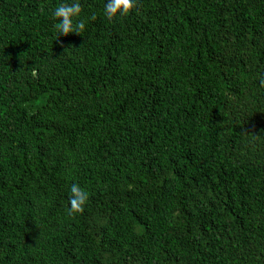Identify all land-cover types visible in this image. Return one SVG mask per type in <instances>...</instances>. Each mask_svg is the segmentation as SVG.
Wrapping results in <instances>:
<instances>
[{
    "label": "trees",
    "instance_id": "trees-1",
    "mask_svg": "<svg viewBox=\"0 0 264 264\" xmlns=\"http://www.w3.org/2000/svg\"><path fill=\"white\" fill-rule=\"evenodd\" d=\"M72 2L0 0V264H264V0Z\"/></svg>",
    "mask_w": 264,
    "mask_h": 264
},
{
    "label": "clouds",
    "instance_id": "clouds-1",
    "mask_svg": "<svg viewBox=\"0 0 264 264\" xmlns=\"http://www.w3.org/2000/svg\"><path fill=\"white\" fill-rule=\"evenodd\" d=\"M138 0H107L104 5V14L108 20H112L117 14L127 15L131 10L137 7ZM82 12V5L79 0H73L72 3H61L52 12V16L58 22L54 25L59 35L65 36L76 33L81 34L85 29V22L79 20L77 23H73V18L78 17ZM97 17L95 14L91 16L92 20ZM261 85L264 86V77L261 78ZM242 134H249L247 130L242 131ZM254 138L258 137L256 134H252ZM88 200V193L79 184H72L69 194V207L67 213L69 216L77 213H83L84 206Z\"/></svg>",
    "mask_w": 264,
    "mask_h": 264
}]
</instances>
